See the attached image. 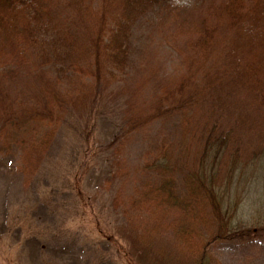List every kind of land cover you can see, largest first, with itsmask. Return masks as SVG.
<instances>
[{"label": "trees", "instance_id": "16d2710c", "mask_svg": "<svg viewBox=\"0 0 264 264\" xmlns=\"http://www.w3.org/2000/svg\"><path fill=\"white\" fill-rule=\"evenodd\" d=\"M199 3L201 16L173 0H0V158L17 146L25 185L69 109L83 112L103 88L130 77L139 22L179 58L175 79L126 103L121 134L109 144L181 117L179 143L136 170L141 185L126 192L129 177L120 181L112 199L150 264H171L166 250L200 236L195 220L214 228L196 264H209L207 248L217 241L254 230L264 238L261 215L253 229L237 224L243 202L264 214V0L192 7ZM244 50L257 62H244ZM167 231L171 243L153 248Z\"/></svg>", "mask_w": 264, "mask_h": 264}, {"label": "rangeland", "instance_id": "374dc122", "mask_svg": "<svg viewBox=\"0 0 264 264\" xmlns=\"http://www.w3.org/2000/svg\"><path fill=\"white\" fill-rule=\"evenodd\" d=\"M196 1L173 0L189 8L192 15L201 16L206 6L192 7ZM150 30L145 22L137 24L129 78L103 88L83 112L69 109L27 185L17 170V146L0 158V264H150L140 254L141 247L135 249L132 244L112 199L127 177L126 192L141 185L139 180L144 177L135 172L144 162L179 143L181 117L157 122L109 146L121 134L126 103L136 96H152L155 88L168 78L175 79L178 72L179 58L161 47ZM242 55L246 63L258 60L249 50ZM177 185L179 197L188 201L182 177ZM245 200L249 203L250 196ZM246 205L243 202L244 212L239 213L237 224L249 225L256 215L264 220V214ZM176 220L174 215L172 221ZM195 221L200 236L188 235L186 243L166 250L171 264H196L199 259L214 228L208 223L200 229L202 223ZM249 227L253 229L252 224ZM259 234L254 230L248 239L211 244L207 248L209 264H264V238ZM152 238L156 240L157 235ZM171 239L170 234L165 235L153 248H164Z\"/></svg>", "mask_w": 264, "mask_h": 264}]
</instances>
